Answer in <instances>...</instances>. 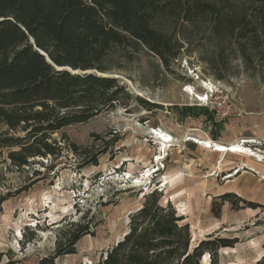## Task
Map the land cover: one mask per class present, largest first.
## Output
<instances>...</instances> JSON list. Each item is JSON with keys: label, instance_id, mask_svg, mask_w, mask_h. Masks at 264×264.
<instances>
[{"label": "rangeland", "instance_id": "1", "mask_svg": "<svg viewBox=\"0 0 264 264\" xmlns=\"http://www.w3.org/2000/svg\"><path fill=\"white\" fill-rule=\"evenodd\" d=\"M220 3L223 11L217 21L207 17L189 24L156 18L178 52L167 66L141 48L130 59L113 51L106 73L92 70L116 76L139 100L54 133L63 147L56 157H34L19 169L0 164L2 190L18 192L0 211L3 260L11 256L17 264H34L54 251L62 226L86 215L95 223L94 234L83 236L76 252L56 263L95 264L123 236L128 214L141 206L142 194L157 189L162 192L159 201L172 203L189 223L192 244L213 228L223 237L238 238L234 247L219 249L220 264H258L264 253V210L233 209L225 202L215 217L211 205L213 197L231 191L264 205V137L232 141H255L244 143L253 157L202 147L229 134L216 128L212 104H201L197 97L214 91L231 101L234 109L223 126L233 115L243 114L244 106L264 103V2ZM153 128L172 138L169 146H161ZM157 155L162 157L158 160ZM161 180H166L165 187ZM208 263L204 255L202 264Z\"/></svg>", "mask_w": 264, "mask_h": 264}, {"label": "trees", "instance_id": "2", "mask_svg": "<svg viewBox=\"0 0 264 264\" xmlns=\"http://www.w3.org/2000/svg\"><path fill=\"white\" fill-rule=\"evenodd\" d=\"M264 2V0H252ZM221 0H0V164L29 166L34 157L58 156L63 147L53 136L65 126L85 123L103 110L127 107L139 100L126 85L106 73L113 51L130 59L139 49L154 53L164 65L175 58L172 37L156 18H174L189 24L215 21L222 15ZM230 27V26H229ZM232 29V28H231ZM38 49L48 55L39 53ZM91 70L92 73H71ZM216 128L220 124L216 123ZM64 136L62 139H66ZM77 151L76 144H72ZM2 203L14 195L2 190ZM161 190L142 194L139 208L128 214L124 235L107 248L95 264H220V248L235 246L237 237L218 231L191 243L189 223L172 203L162 204ZM211 205L219 217L221 205L233 209L264 210V205L223 192ZM219 203L216 204V200ZM68 221L58 230L54 251L34 264H57L56 259L74 254L75 245L94 234L92 219ZM264 221V218L262 219ZM0 252V264L17 260ZM264 260V253L258 264Z\"/></svg>", "mask_w": 264, "mask_h": 264}, {"label": "crops", "instance_id": "3", "mask_svg": "<svg viewBox=\"0 0 264 264\" xmlns=\"http://www.w3.org/2000/svg\"><path fill=\"white\" fill-rule=\"evenodd\" d=\"M243 114L233 115V117L227 120V123L223 126L220 124V130L227 131L229 136L225 140L222 139L221 143L230 144L232 141L240 138L243 139L246 136H253V138L264 137V103L254 107L244 106ZM241 140L240 142H242ZM213 228L205 229V234L211 233Z\"/></svg>", "mask_w": 264, "mask_h": 264}, {"label": "bare ground", "instance_id": "4", "mask_svg": "<svg viewBox=\"0 0 264 264\" xmlns=\"http://www.w3.org/2000/svg\"><path fill=\"white\" fill-rule=\"evenodd\" d=\"M198 96H200V94H198ZM154 130H151V133L154 135H156V138L158 140H160V143H161V146L163 147H167L169 146V142L171 141V137L163 132L161 129H157V128H153ZM245 142H255L253 140H250V139H244L241 143H235V142H232L230 144H224V143H221V142H214V144H211L209 141L208 142H205L206 144H203V145H206V146H202V147H205V148H210L213 152H216V153H231V154H242V155H245L247 154L248 156H252L254 155V153H252L251 149L248 148V146H244V143ZM199 143H204V142H197L198 145H200ZM209 144V145H207ZM162 156L161 155H157L156 159H160ZM260 160H257L256 162H259ZM255 162V161H254ZM148 169H146L147 171V175H149L150 173L152 172H149ZM239 172V169L236 170L235 173ZM230 176H232V174H230L228 177L230 178ZM174 177V176H173ZM162 181V180H161ZM166 183V180H163L162 181V185L164 186ZM166 186V185H165ZM164 186V187H165Z\"/></svg>", "mask_w": 264, "mask_h": 264}, {"label": "built area", "instance_id": "5", "mask_svg": "<svg viewBox=\"0 0 264 264\" xmlns=\"http://www.w3.org/2000/svg\"><path fill=\"white\" fill-rule=\"evenodd\" d=\"M197 102L212 104V118L216 123H222L234 109L229 99L222 97V95L214 94V91L204 92L203 95L197 97Z\"/></svg>", "mask_w": 264, "mask_h": 264}, {"label": "water", "instance_id": "6", "mask_svg": "<svg viewBox=\"0 0 264 264\" xmlns=\"http://www.w3.org/2000/svg\"><path fill=\"white\" fill-rule=\"evenodd\" d=\"M38 51H39V53H41V54H43V55H45V57H46V60H48V61H50V59H49V57H48V55H46L45 53H43L42 51H40L39 49H38ZM51 62V61H50ZM58 70H62L63 68H66V69H68L69 71H71V73H74V74H77V73H92L90 70H86V71H82V70H79V69H77V70H72V69H70V68H68V67H56ZM98 75H102V74H100V73H97ZM109 76H113V77H116V76H114V75H109ZM117 78V77H116ZM124 235V234H123ZM117 241V240H116Z\"/></svg>", "mask_w": 264, "mask_h": 264}]
</instances>
